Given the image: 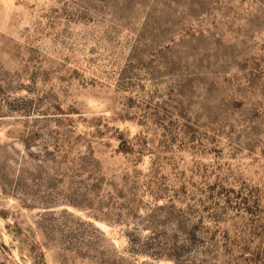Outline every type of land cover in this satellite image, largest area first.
<instances>
[{
	"label": "rangeland",
	"instance_id": "374dc122",
	"mask_svg": "<svg viewBox=\"0 0 264 264\" xmlns=\"http://www.w3.org/2000/svg\"><path fill=\"white\" fill-rule=\"evenodd\" d=\"M0 264H264V0H0Z\"/></svg>",
	"mask_w": 264,
	"mask_h": 264
},
{
	"label": "trees",
	"instance_id": "16d2710c",
	"mask_svg": "<svg viewBox=\"0 0 264 264\" xmlns=\"http://www.w3.org/2000/svg\"><path fill=\"white\" fill-rule=\"evenodd\" d=\"M123 145V142H120V146H122Z\"/></svg>",
	"mask_w": 264,
	"mask_h": 264
}]
</instances>
